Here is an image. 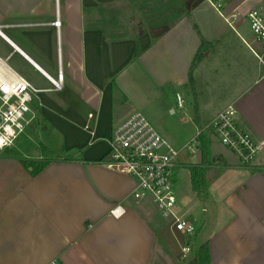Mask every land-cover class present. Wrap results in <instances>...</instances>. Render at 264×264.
I'll use <instances>...</instances> for the list:
<instances>
[{"label": "crops", "instance_id": "1", "mask_svg": "<svg viewBox=\"0 0 264 264\" xmlns=\"http://www.w3.org/2000/svg\"><path fill=\"white\" fill-rule=\"evenodd\" d=\"M250 1L230 0L218 12L202 0H0L6 68L20 76L7 64L17 57L49 85L34 86L42 91L52 88L45 76L56 79L60 69L63 78L61 92L38 96L23 134L42 153L17 156L19 139L0 151V264H184L189 239L194 249L208 246L211 264H264V156L242 168L213 131L212 154L207 135L204 154L200 136L185 156L186 143L177 149L176 210L193 225L190 237L150 200L130 198L132 178L102 165L113 128L132 115L166 141L161 111L176 114L182 89L193 127H207L233 104L237 126L264 142V45L247 18L264 4ZM158 4H174L171 21L158 17ZM126 7L141 14L140 25H167L126 36L125 20L110 19ZM23 161L48 164L31 177ZM190 168L203 172L198 192ZM117 208L119 217L111 214Z\"/></svg>", "mask_w": 264, "mask_h": 264}, {"label": "built area", "instance_id": "2", "mask_svg": "<svg viewBox=\"0 0 264 264\" xmlns=\"http://www.w3.org/2000/svg\"><path fill=\"white\" fill-rule=\"evenodd\" d=\"M212 8L220 11L226 0H203ZM250 30L256 40L264 45V13L252 10L247 15ZM54 26L59 28L60 23ZM51 90L35 88L24 78L8 70L0 60V151L14 147L16 141L26 132L33 121L32 106L44 92H61L63 78L59 69L57 78L45 76ZM177 109L183 108V99L176 95ZM234 105L227 106L206 127L213 131L219 143L230 151L239 166L252 169L259 158L264 156V142L257 143L244 133L236 124ZM193 142L183 150L192 151ZM181 150L171 147L151 128L140 115L135 114L113 128L109 139V149L102 165L114 173L127 176L135 181L130 198L136 202L150 200L160 217L170 222L176 232L185 236L194 234V227L188 219L176 210L177 194L175 171ZM120 216L118 208L111 212ZM190 254L188 246L182 250L184 260ZM49 264H64L52 260Z\"/></svg>", "mask_w": 264, "mask_h": 264}, {"label": "rangeland", "instance_id": "3", "mask_svg": "<svg viewBox=\"0 0 264 264\" xmlns=\"http://www.w3.org/2000/svg\"><path fill=\"white\" fill-rule=\"evenodd\" d=\"M203 1V0H202ZM230 0H226L225 4L228 3ZM255 0H251L247 4H254ZM259 4H264V0H261ZM161 6V8L158 9V17H163L164 19L162 21L169 20L171 21L173 18L169 16L171 12V7L174 4H158ZM167 5V6H166ZM165 6V7H162ZM150 10V9H149ZM145 10V16L150 15V11ZM102 11V10H101ZM135 8L126 7L125 9H122L120 12L121 17H118L117 15L114 17H110V19L114 20V25L117 24L118 20H125V27H126V36L132 37L135 36L137 33H139L140 29H146L150 25H140L139 21L141 18V14L139 12L136 13ZM139 11V10H138ZM109 11L106 10L105 12H99V16L104 17L106 19L107 16H109ZM113 14V13H112ZM150 18V17H149ZM159 24H152L150 27L153 29L161 30L164 28L167 23L162 22ZM122 24V26L124 25ZM250 26V25H249ZM9 55V49L5 45L0 44V58L2 60L5 59L6 56ZM7 64L13 68L17 73L24 78L26 81L30 82L35 87H48L49 85L44 82L39 76L35 74L26 64L22 63L18 60L17 57H12L7 61ZM56 76V75H55ZM179 94L184 99V107L182 110H176V114L172 116L169 114L166 109L161 111V116L159 118V124L164 128V136L166 137V142L173 148L179 149L181 145L185 144L188 145L191 142H193V145L195 146L198 144L199 136L202 134V136L207 135L209 138V154L213 153L214 146L218 147L219 144L217 142H214L211 138V130L204 128L203 125H201L198 128H195L192 126V122L189 120V108L190 106L187 103V92L182 90H178ZM175 93H173V97L175 98ZM185 94V95H184ZM193 101V108L195 107L196 101L192 99ZM26 135H22L21 138H19L20 147L19 152L16 153L17 156L21 157L20 155H25L23 157H27L29 160L36 158V153L41 154V145L38 140L29 141L25 138ZM163 136V135H162ZM45 139V138H44ZM192 139V140H191ZM193 146V147H194ZM187 151L183 150L182 155L185 156ZM180 157V156H179ZM169 225L170 222H168ZM174 230V229H173ZM176 232V231H175ZM179 234V233H178Z\"/></svg>", "mask_w": 264, "mask_h": 264}, {"label": "trees", "instance_id": "4", "mask_svg": "<svg viewBox=\"0 0 264 264\" xmlns=\"http://www.w3.org/2000/svg\"><path fill=\"white\" fill-rule=\"evenodd\" d=\"M196 31V27L194 28ZM205 46V42L201 40V49ZM199 53V52H198ZM196 54L191 69L195 67L196 63L198 62L199 54ZM201 140V147L203 148V154L205 145L202 142L203 136L200 135ZM47 162H34V161H23L22 166L29 172L31 177H36L46 166ZM203 172L199 168H190V175H191V182L192 187L195 190V192L199 191V183L198 179L202 177ZM188 247L190 249V254H194L195 257L192 261L183 260L184 264H211L210 262V256H209V250L207 245H203L199 247L198 249H194V241L193 239L188 240Z\"/></svg>", "mask_w": 264, "mask_h": 264}]
</instances>
